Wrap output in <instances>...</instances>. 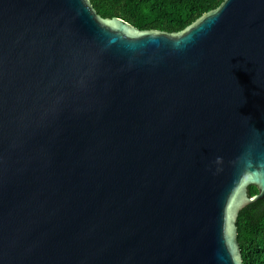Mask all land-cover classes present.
Instances as JSON below:
<instances>
[{
    "label": "water",
    "instance_id": "water-1",
    "mask_svg": "<svg viewBox=\"0 0 264 264\" xmlns=\"http://www.w3.org/2000/svg\"><path fill=\"white\" fill-rule=\"evenodd\" d=\"M263 198L264 0L173 33L0 0V264H243Z\"/></svg>",
    "mask_w": 264,
    "mask_h": 264
},
{
    "label": "trees",
    "instance_id": "trees-1",
    "mask_svg": "<svg viewBox=\"0 0 264 264\" xmlns=\"http://www.w3.org/2000/svg\"><path fill=\"white\" fill-rule=\"evenodd\" d=\"M97 12L106 18L121 17L140 30L156 29L181 32L205 12L223 0H91ZM258 187L249 186L250 195ZM238 240L243 264H264V198L241 209Z\"/></svg>",
    "mask_w": 264,
    "mask_h": 264
}]
</instances>
